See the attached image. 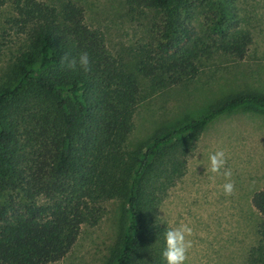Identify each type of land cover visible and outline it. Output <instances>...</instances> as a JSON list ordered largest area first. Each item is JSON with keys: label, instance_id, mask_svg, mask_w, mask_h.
<instances>
[{"label": "trees", "instance_id": "1", "mask_svg": "<svg viewBox=\"0 0 264 264\" xmlns=\"http://www.w3.org/2000/svg\"><path fill=\"white\" fill-rule=\"evenodd\" d=\"M123 1L160 21L151 49L129 64L109 51L76 3L0 0L22 41L0 84V264L61 261L82 226L98 225L111 202L121 213L103 264H166L169 227L159 208L186 174L196 143L223 116L264 115V93L230 94L129 149L143 81L152 92L188 84L213 55L244 60L252 36L236 21V0ZM198 11L204 36L193 24ZM84 52L89 71L66 66L64 57ZM251 205L258 241L245 264H264V187Z\"/></svg>", "mask_w": 264, "mask_h": 264}, {"label": "rangeland", "instance_id": "2", "mask_svg": "<svg viewBox=\"0 0 264 264\" xmlns=\"http://www.w3.org/2000/svg\"><path fill=\"white\" fill-rule=\"evenodd\" d=\"M51 4L71 1L84 12L85 23L100 29L109 51L126 64L140 50L151 49L160 23L155 11L130 9L123 0H39ZM236 21L252 36L246 58L235 61L222 55L203 60L197 78L188 84L152 92L142 82V101L134 115L129 149L149 140L158 130L196 119L219 99L243 91L264 93V0H236ZM9 4L0 8V84L22 47L13 26ZM204 36L198 11L193 22ZM223 149L232 171L235 191L223 194L222 175L206 171L209 155ZM264 187V115L236 112L214 121L196 143L184 177L169 191L159 208L161 218L174 228L193 229L192 247L185 264H245L258 241L259 214L251 205L254 192ZM121 205L111 202L94 227L82 226L71 251L54 264H103L116 239Z\"/></svg>", "mask_w": 264, "mask_h": 264}, {"label": "clouds", "instance_id": "3", "mask_svg": "<svg viewBox=\"0 0 264 264\" xmlns=\"http://www.w3.org/2000/svg\"><path fill=\"white\" fill-rule=\"evenodd\" d=\"M67 62L66 66L70 69H76L77 64L84 71L90 70V57L87 52L82 53L78 60L76 58L68 59L64 57ZM209 166L206 171H210L213 174L222 175L226 179L221 187L225 196L233 195L235 191V183L231 180L232 171L227 167L226 152L223 149H219L209 155ZM193 234V229L188 224H180L177 227L169 228L166 230L165 247L162 251V258L166 261V264H185L187 260V253L192 247V241L189 239Z\"/></svg>", "mask_w": 264, "mask_h": 264}]
</instances>
